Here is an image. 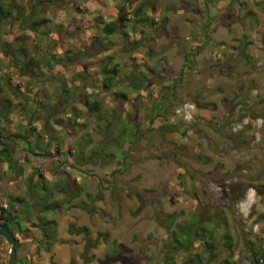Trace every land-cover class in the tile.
Listing matches in <instances>:
<instances>
[{"label":"rangeland","instance_id":"1","mask_svg":"<svg viewBox=\"0 0 264 264\" xmlns=\"http://www.w3.org/2000/svg\"><path fill=\"white\" fill-rule=\"evenodd\" d=\"M141 3L147 4L145 20L153 16L158 21L153 27L149 22L135 23L134 15H129L128 21L120 18V7L124 5L133 14ZM53 4L47 9L48 16H52L51 27L41 29H49L50 40L43 38L41 47L47 48L51 43L52 64L67 50L72 51L73 59L61 72L49 73L46 90L54 96H41L39 92L37 96L49 105L46 114L56 106L64 119L59 130L64 132L60 133L59 143L54 142L42 155H28L15 141L13 161L3 162L0 170V206H10L9 195L31 197L27 178L33 175L37 181L40 171L50 181L52 199L60 204L54 212L42 214L55 220L56 226L51 228L56 230L57 240L50 251L39 249V262L33 260L32 264H86L81 256L86 237L95 240L101 232L109 234V241L100 238L99 245L89 251L96 258L87 264H100L98 260L120 244L121 255L130 257L131 264H165L162 250L170 234L161 223V210L183 211L179 221L186 225L196 220V211L192 213L191 208L196 204L198 214L203 213L208 219L217 218L222 207L229 206V223L215 231L217 247L213 254L208 251L207 242L199 239L189 252L177 254V264H227L226 259L231 261L228 264H253L252 248L256 251L264 245V0H53ZM81 18L86 20L80 21ZM111 18L117 20V28L108 36L100 27ZM210 18L208 34L214 41L208 40L194 56L193 66L184 69L186 74L181 80L180 74H175L184 67L181 52L193 46L198 36L204 37V23ZM8 28L0 25V32ZM95 36H99V41L91 39ZM135 41L141 43L135 45ZM244 41L248 42L247 55L239 50ZM82 46L86 51L78 60L73 54ZM29 51L31 55H47ZM112 54L121 63L122 81L113 89L103 90L101 69L104 59ZM130 56L135 60H130ZM0 59L9 61L1 53ZM3 65L16 82H22L17 70ZM135 68L144 73L146 85L140 91L131 90L135 79H128ZM79 73L86 75V84H81L83 92L77 90L81 102L73 103L83 114L78 119L84 126L73 127L65 124L71 117V108L60 102V97L66 102L73 100L74 90L81 83ZM27 80L24 77L23 91ZM170 90L174 91L175 104L166 122L160 118L152 123L153 101ZM117 91L127 92L128 99L119 100ZM139 93L141 97L136 100ZM89 95L99 99L104 117L102 113L89 112L83 105L82 100ZM178 107L193 118L181 119L180 113L174 114ZM241 118L250 125L234 131V121ZM6 122V130L15 132L27 121L18 112ZM34 124L46 131L41 121ZM171 124H178L181 131H171ZM132 132L136 134V144L130 143L128 134ZM118 135L125 136L122 147L109 143ZM59 144L61 151L57 153ZM3 145L0 141V148ZM92 149L113 155L99 157L94 164L71 166L79 152L88 156ZM127 149L135 160L126 156L125 162L121 158ZM206 158H212V163L203 162ZM17 159L23 165L22 174L10 168ZM65 183L66 192L60 188ZM239 183L246 192L235 202L232 199L237 197V191L233 185ZM71 192L78 196L72 199ZM81 202L92 204L96 212L73 206ZM28 223L35 239L25 242L23 249L19 247L18 264L29 256L42 236L36 216ZM73 224L76 228L87 227L88 233L73 232ZM227 231L233 239L225 238ZM229 241L235 246L228 247ZM72 244H79V249L68 247ZM55 245L62 249L57 252ZM9 249L0 237V264H7Z\"/></svg>","mask_w":264,"mask_h":264},{"label":"trees","instance_id":"2","mask_svg":"<svg viewBox=\"0 0 264 264\" xmlns=\"http://www.w3.org/2000/svg\"><path fill=\"white\" fill-rule=\"evenodd\" d=\"M126 1V0H124ZM209 0H206L208 2ZM58 3V2H56ZM53 0H0V25L8 26V30L5 32H0V53L6 58H9L8 62H5L0 59V141L4 143V145L0 148V170L1 164L3 162L13 161L12 152L14 151V142L18 144V147L26 152L28 155H42V153H47L51 145L54 142H58L60 133L64 132V130L60 129V123H64V119L60 117V112L55 109L51 112L46 111L49 109V105L40 97L37 96L38 92L41 96L49 95V97L54 96L53 92L48 93L46 90V82L49 81V73H58L61 72L67 65V61L69 59H73V56L70 55L72 52L71 50L65 51L60 56L55 57V63L52 64V56H50V51L47 49H43L41 47L43 38L37 39L36 42L34 38H38L41 32L49 34V29L51 27V17L48 16L49 8L54 6ZM147 4L141 3L133 14L128 13L125 10V6L120 7V18L122 20L128 21L130 19L129 15L136 16L135 23L148 22L153 27L154 24L158 23L155 17L148 18L145 20L143 15ZM80 21H84L86 19H79ZM95 20H100V18H95ZM211 18L208 22L204 23V37L198 36L197 42L190 46V48L185 49L181 52L182 57H184L185 63L182 71H179L175 74H180L181 80L183 76L186 74L184 69L189 68L190 64L193 65L194 56L200 53V49L205 46L207 41H214L212 37H209L208 30ZM100 23V21H99ZM99 23H94L96 26H101ZM142 24V23H141ZM85 27L88 24H83ZM126 25V23H125ZM48 27L49 29L46 31H41L42 28ZM103 31L111 35L115 32L117 28V20L115 18L109 22H104V25L100 27ZM91 39H97L99 41V36L91 37ZM135 45L140 44V41H135ZM33 52L40 54L44 51H49L47 55L40 56L35 54H30V49ZM41 47V48H40ZM85 46H82V50L78 49L73 55L76 59L80 57L82 58L83 52H85ZM248 49V42H243L241 46H239L240 53L243 55H247L246 52ZM42 57V58H41ZM134 56H130V60H135ZM114 54L108 55L105 58L104 65L101 69V81L104 89H111L116 87L118 83L122 81L120 78V64L119 62H115L113 60ZM78 59V60H80ZM11 66L14 70H17L19 73L18 75L21 76L24 80V77L27 78V88L26 91L21 90L22 84L25 83L23 80L17 81L15 77L12 76L10 72L5 71L6 66ZM114 64V65H113ZM192 67V66H191ZM154 72V69H151ZM5 74H4V73ZM7 73V74H6ZM81 78V83L75 88V93L73 95V100L66 102L63 97H60V102L68 103L69 107L71 108L70 117L66 120L65 124H71V126L80 125L83 127L84 125L78 122V118L83 116L81 110L77 108L74 101H79V93L77 90L83 92L84 90L81 89L82 82L86 84V75H82L79 73ZM144 73L138 71V68H135L134 71L128 76V79L134 78L135 80L132 81L131 90L133 91H140L146 85L144 82ZM79 82V81H77ZM74 81V83H77ZM124 82V81H123ZM75 85V84H74ZM45 86V87H44ZM176 87L177 84L174 83ZM148 86H146V89ZM150 96L152 97L153 91L152 89L149 91ZM174 91L170 90V93H161L159 95L160 99H155L152 103L150 110L152 111L153 118L152 123L155 122L157 119H165L169 115L170 110L172 109L173 104V97ZM117 96L121 97V99H128L127 92L117 91ZM141 93L136 96V100L140 99ZM81 102V101H79ZM83 105L89 108V112L94 114L95 113H102L104 117V113L101 112V102L98 98L89 95L84 100H82ZM52 107V106H51ZM68 110V109H67ZM20 112L22 120L27 121L26 124H21L23 127L20 126V129H15V132H10L5 124L7 123L6 120H10V116L16 115ZM45 112V113H44ZM6 119V120H5ZM60 119V120H59ZM5 120V122H4ZM21 120V119H20ZM100 120V118H99ZM35 121H41L42 125L46 127V131L41 129L39 126L35 125ZM164 122V121H163ZM162 122V123H163ZM237 121L235 120L234 123ZM234 125V124H233ZM165 128L168 126L164 125ZM74 127V126H73ZM162 128V129H165ZM170 130L180 132L181 128L177 125H170ZM55 129H58L57 131ZM134 129L136 130L137 127L135 126ZM49 131V133H47ZM125 134V132H124ZM130 138V143L136 144V134L133 132L128 134ZM35 136V141L32 140V137ZM125 140V136H117L115 140L110 139V142H114L119 147L123 146ZM59 143V142H58ZM138 143V141H137ZM138 147V146H137ZM57 153L61 151V144L57 147ZM71 155H73V151L71 148L67 149ZM132 150V149H131ZM106 154H112L109 151H102L97 149H92L91 154L85 156L83 152H79L76 155L75 162H71V166L73 168L77 167V163L86 164V163H96L98 158L105 157ZM132 154V151L128 149L121 153V158L126 159V156H129L132 160H135ZM113 155V154H112ZM28 159V157H27ZM126 161V160H125ZM203 162L209 164L212 163V158H206ZM12 170H19V173H23V165L20 163V160H16L11 164L10 167ZM40 178L37 181L33 180V175L27 178L29 180V186L31 188L32 195L31 197L26 196H14L9 195L10 206H0V219L1 221L12 231V233L20 240V249H23V245L25 242L29 240L35 239L31 229L29 228L28 222H33V216H36L40 223L41 229V238L36 240L33 250L30 252L29 256L20 260L21 264H32L33 259L39 249H44L46 251H50L51 247L54 242L57 240L56 230H52V226H56V222L54 219H46L42 215L44 212H54L59 203L54 202L52 199V190L50 181L45 177L42 171L39 172ZM183 175L180 176L182 178ZM115 177V174H114ZM113 181H116L113 179ZM66 183L61 185V189L65 191ZM234 190L237 191V197L230 198L235 202H238L240 199L244 197L246 189H242L243 187L240 183L233 185ZM66 192V191H65ZM78 194L71 192L70 197L74 199L77 197ZM93 199L92 196H90ZM231 197V196H230ZM72 202V200H70ZM232 201V202H234ZM14 202V203H13ZM231 202V203H232ZM16 203L21 206L17 208ZM23 206V207H22ZM74 207H80L82 209L87 210L90 213H95L96 208L89 203L81 202L80 204L73 205ZM195 207H191L193 209L192 213L196 211V220H193L189 224L183 225L181 221L178 220L179 212H166L161 210V214L163 215V220L161 223L164 224V227L167 229L170 237L168 239L167 246L162 250L164 255V262L165 264H177L176 256L179 253H183V251L189 252L190 248L194 245V243L202 239L204 242H207L209 245L208 251L213 254V248H216V237L215 231L221 227L222 225L227 226V214L231 212L229 206L222 207L221 214L216 218H206L202 214L197 213ZM183 211L181 212V214ZM35 214V215H34ZM264 217V213L262 214ZM204 217V218H203ZM199 222V224H198ZM210 222V223H208ZM208 223V224H206ZM72 231L76 233L85 232L88 233L87 227L76 228V226L72 225ZM226 239H233L231 232L227 231L224 234ZM2 241L4 243H8L4 237L0 235ZM101 240L107 242L109 241V234L107 232H101L99 234V238L92 240L89 236L86 237L87 242L85 245V251L82 253V258H84L85 263L92 262L91 260L95 259L94 255H90L89 251L91 249L96 248L99 245ZM213 241V242H212ZM115 244V241H114ZM232 241H229L228 247H234ZM123 246L120 244L117 250H111L109 253L106 254L104 259H99L98 262L100 264H116L119 261H125L126 264H131V258L125 257L121 255V251ZM253 250V257L252 262L253 264H264V245L261 246L258 250ZM199 255V254H198ZM195 259V257H193ZM229 259L225 260V263H230ZM18 264V262H17Z\"/></svg>","mask_w":264,"mask_h":264},{"label":"water","instance_id":"3","mask_svg":"<svg viewBox=\"0 0 264 264\" xmlns=\"http://www.w3.org/2000/svg\"><path fill=\"white\" fill-rule=\"evenodd\" d=\"M0 234L6 239V241L10 246L7 264H17L18 261L17 253L20 247V240L1 221V219H0Z\"/></svg>","mask_w":264,"mask_h":264},{"label":"bare ground","instance_id":"4","mask_svg":"<svg viewBox=\"0 0 264 264\" xmlns=\"http://www.w3.org/2000/svg\"><path fill=\"white\" fill-rule=\"evenodd\" d=\"M109 36V35H108ZM41 38H44L45 40H50V34H46V33H44V32H41L40 34H39V36H38V38H34L35 40L34 41H36L37 39L39 40V39H41ZM43 43V42H42ZM99 45H101V46H103L102 44H99ZM104 47V46H103ZM43 49H47V50H49L50 51V54L52 55L53 53H52V51H51V49H52V46H51V43L49 42V44H48V46H47V48H43ZM48 51V52H49ZM44 52H47V51H44ZM47 52V53H48ZM60 55V54H59ZM115 59V56H114V58H113V60ZM105 60V59H104ZM103 60V61H104ZM115 61V60H114ZM115 62H118V61H115ZM120 62V61H119ZM193 66V65H192ZM114 88V87H113ZM113 88H111V89H113ZM102 89L103 90H105L104 89V87H103V85H102ZM106 90H108V89H106ZM117 98L119 99V100H121V97H118L117 96ZM54 110V109H53ZM53 110H51V111H53ZM50 111V112H51ZM175 113H180V116H182V118L181 119H185V118H189V119H191V118H193V115L192 116H189L188 115V113H186V112H184L183 111V109L182 108H180V107H178V108H176L175 109V112H174V114ZM78 122H79V119H78ZM236 125H241L242 127H245V126H249L250 125V123H249V121H247V120H245L244 118H241V119H239V120H237V122L236 123H234V127H233V130L234 131H238L239 129L238 128H236ZM258 127V126H257ZM124 160V159H123ZM125 161V160H124ZM126 162V161H125ZM221 185V184H220Z\"/></svg>","mask_w":264,"mask_h":264},{"label":"crops","instance_id":"5","mask_svg":"<svg viewBox=\"0 0 264 264\" xmlns=\"http://www.w3.org/2000/svg\"><path fill=\"white\" fill-rule=\"evenodd\" d=\"M109 14H110V13H109ZM101 17H102V15H101ZM111 20H113V19L111 18ZM111 20H109V21H111ZM109 21H107V22H109ZM181 184H182V183H181ZM198 202H199V201H198ZM196 205H197V204H196ZM196 209H198V207H197ZM189 212H190V211H189ZM197 213H198V212H197ZM180 215H181V212H179V216H180ZM179 216H178V220H179ZM195 243H196V242H195ZM195 243H194V244H195ZM68 247H70V248L73 249L74 251H77V250L79 249V248H78V247H79V244H76V245H75V244H72V246L70 245V246H68ZM60 248L62 249V246H60V245H55V250H56L57 252L59 251ZM61 249H60V250H61ZM57 255H58V254H57ZM36 257H37V255H35V257H34L33 260L39 262V260H37ZM34 261H33V263H34ZM37 262H36V263H37Z\"/></svg>","mask_w":264,"mask_h":264},{"label":"built area","instance_id":"6","mask_svg":"<svg viewBox=\"0 0 264 264\" xmlns=\"http://www.w3.org/2000/svg\"><path fill=\"white\" fill-rule=\"evenodd\" d=\"M247 121H248V120H247ZM236 128L241 129L242 126H241V125H236Z\"/></svg>","mask_w":264,"mask_h":264},{"label":"clouds","instance_id":"7","mask_svg":"<svg viewBox=\"0 0 264 264\" xmlns=\"http://www.w3.org/2000/svg\"><path fill=\"white\" fill-rule=\"evenodd\" d=\"M188 115H189V114H188ZM185 119H186V120H191L192 118H191V119H189V118H185Z\"/></svg>","mask_w":264,"mask_h":264},{"label":"flooded vegetation","instance_id":"8","mask_svg":"<svg viewBox=\"0 0 264 264\" xmlns=\"http://www.w3.org/2000/svg\"><path fill=\"white\" fill-rule=\"evenodd\" d=\"M57 166H59V165H57Z\"/></svg>","mask_w":264,"mask_h":264}]
</instances>
